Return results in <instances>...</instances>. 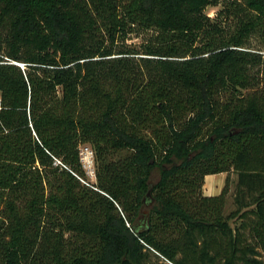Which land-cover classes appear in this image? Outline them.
<instances>
[{
    "label": "trees",
    "instance_id": "16d2710c",
    "mask_svg": "<svg viewBox=\"0 0 264 264\" xmlns=\"http://www.w3.org/2000/svg\"><path fill=\"white\" fill-rule=\"evenodd\" d=\"M218 2L0 0V264H264V0Z\"/></svg>",
    "mask_w": 264,
    "mask_h": 264
},
{
    "label": "rangeland",
    "instance_id": "374dc122",
    "mask_svg": "<svg viewBox=\"0 0 264 264\" xmlns=\"http://www.w3.org/2000/svg\"><path fill=\"white\" fill-rule=\"evenodd\" d=\"M218 1L219 2L217 5L207 7L206 12L208 13L209 16L215 17L217 12L222 9L224 4L226 2H229L230 0H226V1L218 0ZM144 37H145V34H139V35H137L136 33L130 34L128 43H132L136 46H139L141 42L143 41ZM252 43L255 45H259L256 40H252ZM87 175L91 181L96 180V177L91 176L89 174ZM227 179H229V193H228V200H227V206H226V213H229L231 210L235 208L234 203H233V196H234L235 186L237 182V174L235 172L231 171L229 173H218V174L209 175V177L207 178V182H206V191L210 193V195L220 194L226 184ZM204 187H205V184H204ZM151 205H152L151 202H149V204L145 205L143 211H146ZM149 255H150L149 264H169L161 256H158L155 253L153 254L151 253Z\"/></svg>",
    "mask_w": 264,
    "mask_h": 264
},
{
    "label": "built area",
    "instance_id": "2783aa9c",
    "mask_svg": "<svg viewBox=\"0 0 264 264\" xmlns=\"http://www.w3.org/2000/svg\"><path fill=\"white\" fill-rule=\"evenodd\" d=\"M14 63L18 64L19 66L21 67H24V63H19V62H16V61H13ZM2 103H1V97H0V107H1ZM80 160H81V163L84 167V169L86 170V173L91 175V176H94L96 177V167H95V160H94V152L92 150V148L90 146H82L81 149H80ZM54 163L56 165H61L67 169H69L67 167V165H65L60 159L54 157ZM73 172V171H72ZM73 174L76 175V173L73 172ZM82 182H84L85 184H89L85 179H82ZM141 242L143 244H145L146 246L149 247V245L141 240ZM153 249V248H152ZM154 252H156L157 254H159L157 251L154 250ZM166 262H168L169 264H175L174 262H172L171 260H169L167 257L159 254Z\"/></svg>",
    "mask_w": 264,
    "mask_h": 264
},
{
    "label": "water",
    "instance_id": "95a60500",
    "mask_svg": "<svg viewBox=\"0 0 264 264\" xmlns=\"http://www.w3.org/2000/svg\"><path fill=\"white\" fill-rule=\"evenodd\" d=\"M143 202L145 203V205L149 204V202H151V204H153L154 199H153V197L151 195V189L148 190L146 196L143 199ZM143 214H144L145 217L142 220L143 221L142 224H139L141 228L144 227L146 225V223H147L146 218H147L148 211L147 210L143 211ZM136 227L138 228V226H136Z\"/></svg>",
    "mask_w": 264,
    "mask_h": 264
},
{
    "label": "crops",
    "instance_id": "0c3cea01",
    "mask_svg": "<svg viewBox=\"0 0 264 264\" xmlns=\"http://www.w3.org/2000/svg\"><path fill=\"white\" fill-rule=\"evenodd\" d=\"M210 175H211V174H210ZM208 177H209V175H207V176L205 177V187H204V189H203V192H204L205 195H210V193H208V192L206 191V182H207V178H208ZM205 191H206L207 193H206Z\"/></svg>",
    "mask_w": 264,
    "mask_h": 264
}]
</instances>
